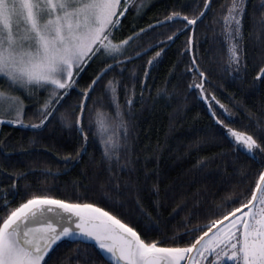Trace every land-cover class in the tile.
I'll return each mask as SVG.
<instances>
[{
    "label": "snow or ice",
    "instance_id": "obj_1",
    "mask_svg": "<svg viewBox=\"0 0 264 264\" xmlns=\"http://www.w3.org/2000/svg\"><path fill=\"white\" fill-rule=\"evenodd\" d=\"M214 2L172 0L162 20L117 39L115 34L121 30L122 18L133 6L139 12L144 0L139 5H135V0H0V125L44 130L58 118L83 140L75 156L63 157L66 162L86 151L92 132L101 147L109 183L118 191L120 175L127 173L129 180L124 185L138 190L140 178L137 176L133 184L131 173L139 171L136 168L139 161L138 157L133 158L129 144L131 124L124 111L126 106L127 115L132 116L135 89L129 92L127 85L116 77L106 83L104 80L109 72L123 75L127 64L147 53L149 49L131 47L141 34L171 25L174 30L165 40L150 45V48L159 46L160 50L147 61L143 72L145 82L150 68L165 51L161 45L185 35L183 54L191 53L185 69L192 76L188 89L198 90L200 98L209 101L210 115L237 151L264 154V135L231 127L212 108L211 101H215L229 113L206 87L210 84L209 72L196 55V27L209 12L227 42L224 71L247 70L244 18L248 0H225L219 5V12L213 7ZM260 23L264 28V10L260 13ZM95 60L103 66L80 90V102L70 106L71 112H61L65 98L78 85L80 74ZM254 81L264 84V63L258 66ZM97 87L102 88L115 114L109 117L97 110L93 132L91 118L85 129L84 114ZM121 88L125 89L124 106L119 102ZM140 95L143 98V90ZM25 100L37 105L28 122ZM259 130L264 133V127ZM147 161L145 157V181L156 174L147 169ZM199 165L206 167L207 161ZM13 177L15 187L20 176L13 174ZM152 188L158 196V184L154 182ZM197 195L193 197V207L201 206ZM137 206L140 207L139 200ZM184 228L183 234L174 235L172 244L165 246L160 241H147L136 228L95 203L71 202L39 192L12 206L5 195L0 197V264H51V255L64 242L75 247L70 248L71 255L59 264H100V261L103 264H264V169L249 181L246 191L234 198L226 196L213 210L206 211L204 223L192 224L189 216ZM89 242L95 243L98 255L103 254L100 260H94L88 252Z\"/></svg>",
    "mask_w": 264,
    "mask_h": 264
},
{
    "label": "trees",
    "instance_id": "obj_2",
    "mask_svg": "<svg viewBox=\"0 0 264 264\" xmlns=\"http://www.w3.org/2000/svg\"><path fill=\"white\" fill-rule=\"evenodd\" d=\"M223 2L225 0H215L213 7L217 12ZM171 6L172 0H147L139 14L133 6L122 18V27L116 32V38L127 37L133 31L155 24L157 19L162 20ZM262 10L264 0H248L244 18L246 71H224L227 42L220 26L213 23L211 12L202 23H198L195 32L196 55L201 58L202 67L209 72L210 84L206 87L230 114L225 113L215 101H211L212 108L231 127L256 136L264 135L259 130L264 127V84L254 81L258 66L264 63ZM173 30L169 25L141 34L131 47L149 49L147 53L127 64L123 75L109 72L104 80L106 83L116 77L127 85L129 92L133 87L135 89L132 116L127 115L126 106L124 111L131 124L129 144L133 158L138 157L139 161L136 164L139 171L131 173L133 184L137 176L140 178L138 190L124 185L129 180L127 173L120 175L118 191L109 183V173L101 160L102 150L92 132L89 133L86 151L79 158L66 162L63 157L75 156L83 140L78 132L63 126L57 118L44 130L0 125V197L6 195L12 206L39 192L71 202L95 203L136 228L147 241L156 240L170 246L173 236L185 231L189 216L192 224L204 223L205 212L213 210L224 197L231 195L234 198L246 191L249 181L264 169V154L237 151L210 115L209 101L201 99L198 90L188 89L192 76L185 69L191 53L183 54L185 35L175 42L161 45L165 51L150 68L145 82L143 72L147 61L160 50L159 46L150 48V45L165 40ZM102 66L99 60H95L86 67L78 78V85L65 98L61 112H71L70 106L80 102V90L91 82ZM142 90L143 98L140 95ZM119 91V102L124 106L125 89ZM25 103L28 105V122L33 118L37 105L29 100ZM88 108L84 114V125L87 130L91 118L93 132L96 130L97 110L109 117L115 114L101 87L92 94ZM145 157H148L147 169L156 173L147 181L143 176ZM201 161H207V166L200 167ZM115 171L119 173V169ZM13 174L20 176L15 187ZM154 182L159 187L158 196L152 188ZM197 193L196 199L201 206L193 207V197ZM89 244L88 252L92 258L100 260L103 254L98 255L95 244ZM73 247L70 242L60 245L51 255V264L67 259ZM80 247L83 249L84 245Z\"/></svg>",
    "mask_w": 264,
    "mask_h": 264
},
{
    "label": "rangeland",
    "instance_id": "obj_3",
    "mask_svg": "<svg viewBox=\"0 0 264 264\" xmlns=\"http://www.w3.org/2000/svg\"><path fill=\"white\" fill-rule=\"evenodd\" d=\"M146 2H147V0H144V7H142L139 12L136 11V8L134 6V9L136 11V14H139V13H141L143 11V9L145 8ZM140 3H141V0H135V5H139Z\"/></svg>",
    "mask_w": 264,
    "mask_h": 264
},
{
    "label": "water",
    "instance_id": "obj_4",
    "mask_svg": "<svg viewBox=\"0 0 264 264\" xmlns=\"http://www.w3.org/2000/svg\"><path fill=\"white\" fill-rule=\"evenodd\" d=\"M89 243H93V244H95L94 242H89Z\"/></svg>",
    "mask_w": 264,
    "mask_h": 264
}]
</instances>
